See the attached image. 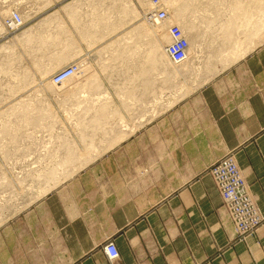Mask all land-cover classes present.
I'll use <instances>...</instances> for the list:
<instances>
[{
	"label": "crops",
	"instance_id": "1",
	"mask_svg": "<svg viewBox=\"0 0 264 264\" xmlns=\"http://www.w3.org/2000/svg\"><path fill=\"white\" fill-rule=\"evenodd\" d=\"M100 1L86 0L87 10ZM77 2L65 1V9ZM170 3L185 19L186 73L164 76L169 57L136 59L138 69L124 70L121 80L128 102L116 132L100 127L112 120L105 109L94 114L106 92L118 96L105 76V89L96 88L97 69L82 82L76 76L73 91L62 89L73 95L89 83L82 96L91 107L81 111L92 116L82 117L74 134L33 141L46 158L22 176L24 185L11 187L0 219V264H264V224L241 239L211 173L233 153L264 216V28L257 0ZM109 241L119 248L116 260L104 251Z\"/></svg>",
	"mask_w": 264,
	"mask_h": 264
},
{
	"label": "rangeland",
	"instance_id": "2",
	"mask_svg": "<svg viewBox=\"0 0 264 264\" xmlns=\"http://www.w3.org/2000/svg\"><path fill=\"white\" fill-rule=\"evenodd\" d=\"M65 1L0 0L1 13L8 14L18 9L24 15V25L6 32L0 39V219L3 210L9 208L13 196L11 187L24 185L26 178L22 176L46 158L40 157V151L45 148L33 145V141L57 138L64 133L74 134L75 126L81 118L92 116L93 112L86 115L81 111L82 107H91L87 105L91 99L82 96L85 93L83 90L92 88L90 84L75 89V93L70 95L75 87L66 93L51 85L50 79L57 71L79 61L83 63L82 72L78 75L80 81L92 70L96 72V69L99 73L96 88L100 85L99 90H104L102 78L105 76L108 79L109 90H114L118 96L106 92L108 96L100 98L93 105L98 107L94 114L101 116L105 109L106 118L112 120L100 127L108 126L111 128L109 131L116 132L121 127L119 116L124 102H128V99L121 96L124 70L127 73L129 69L137 70L138 66L134 65L136 59L151 55L161 59L167 57L165 47L171 42L167 31L169 27H156L155 30H159L158 37L154 33L146 34L141 28L152 26L149 23L151 21L146 20L152 9V0H101L92 10H87L89 6L86 0H76V5L66 10ZM165 1H169V13L173 19L177 13L183 14L179 10L181 7L178 9L174 5L172 9L170 0ZM257 3L260 31L264 28V0H257ZM56 4L60 6L44 17V10ZM108 23L114 24L113 31L109 26V32H106ZM182 24L185 28V20ZM160 39L161 48L158 43ZM155 49L157 54H154ZM67 55L69 59L66 60L64 57ZM104 58L115 59L116 64L97 67L90 64L94 59ZM124 59H130L131 65H124ZM173 64L163 59L164 76L175 70H180V74L186 73L185 63ZM44 70L45 77L41 75ZM190 85L187 83L186 92L192 89ZM130 106L132 112L139 111L137 104ZM27 110L31 112L26 113ZM44 151L46 154L48 150ZM36 179L41 180L34 177L33 181Z\"/></svg>",
	"mask_w": 264,
	"mask_h": 264
},
{
	"label": "built area",
	"instance_id": "3",
	"mask_svg": "<svg viewBox=\"0 0 264 264\" xmlns=\"http://www.w3.org/2000/svg\"><path fill=\"white\" fill-rule=\"evenodd\" d=\"M148 17L150 21L157 23L167 21L170 18L169 9L163 5L162 0H153V7L148 13ZM23 25V14L18 9H13L8 14L0 12V39L6 32L17 30ZM169 33L172 42L166 46V52L174 64H183L188 58L187 36L179 24L169 26ZM82 68L83 63L75 61L57 71L51 80L55 85H63L73 76H78L82 72ZM211 173L240 238L245 239L256 233L264 224V216L249 189L235 155L229 153L221 158L212 166ZM104 251L110 260L120 257L119 248L114 241L106 243Z\"/></svg>",
	"mask_w": 264,
	"mask_h": 264
},
{
	"label": "bare ground",
	"instance_id": "4",
	"mask_svg": "<svg viewBox=\"0 0 264 264\" xmlns=\"http://www.w3.org/2000/svg\"><path fill=\"white\" fill-rule=\"evenodd\" d=\"M153 1V0H152ZM162 2H163V5H165L167 8H168V5H169V1H165V0H162ZM153 3V2H152ZM151 3V6L153 7V4ZM150 9V8H149ZM169 9V8H168ZM170 10V9H169ZM146 12V11H145ZM170 12V11H169ZM177 15V14H176ZM175 15V18L174 19H172V16H171V14H170V18L167 20V21H164V22H159V23H157V22H154V21H151V23L153 24V31H154V33H155V35L157 34V33H159V30H155L156 29V27H158L159 29H160V27H162V28H164L166 25L169 27V26H171L172 24H177V23H179V24H181L182 26H183V24H182V22L185 20V19H183V21L181 20V18L180 17H177ZM145 19V18H144ZM146 20L147 21H150V19H149V17L148 16H146ZM175 23H174V22ZM156 25H160V26H156ZM180 25V26H181ZM181 26V27H182ZM139 27V26H138ZM167 27V28H168ZM142 29H150L149 27H145V26H142L141 27ZM140 28V29H141ZM162 28H161V30H162ZM169 29V28H168ZM182 29H183V31H184V33H185V28H184V26L182 27ZM163 31H165V30H163ZM168 33H169V30H168ZM186 34V33H185ZM169 35H170V33H169ZM121 36V35H120ZM171 37V36H170ZM171 42H172V37H171ZM166 55H167V57H169L168 56V54H167V52H166ZM79 62V61H78ZM61 63H63V62H61ZM57 64H60V62L59 63H57ZM56 68V66L55 67H53V69H55ZM45 72H46V70H44L42 73H41V75L42 76H44L45 77ZM81 74V73H80ZM76 77V75L75 76H73L72 78H70L69 80H67L66 82H64V86L63 85H55V84H53V82H52V80L50 79V81H51V85L52 86H54V87H56V88H61V89H66V90H70L71 88H74L75 87V82H74V78ZM73 86V87H72ZM55 88V89H56ZM53 90H54V88H52Z\"/></svg>",
	"mask_w": 264,
	"mask_h": 264
}]
</instances>
